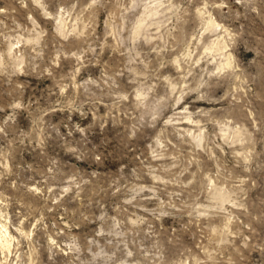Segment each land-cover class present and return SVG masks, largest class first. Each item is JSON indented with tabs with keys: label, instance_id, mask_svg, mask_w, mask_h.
<instances>
[{
	"label": "rangeland",
	"instance_id": "374dc122",
	"mask_svg": "<svg viewBox=\"0 0 264 264\" xmlns=\"http://www.w3.org/2000/svg\"><path fill=\"white\" fill-rule=\"evenodd\" d=\"M5 231L0 264H264V0H0Z\"/></svg>",
	"mask_w": 264,
	"mask_h": 264
},
{
	"label": "bare ground",
	"instance_id": "6f19581e",
	"mask_svg": "<svg viewBox=\"0 0 264 264\" xmlns=\"http://www.w3.org/2000/svg\"><path fill=\"white\" fill-rule=\"evenodd\" d=\"M1 229H4V227H1ZM10 242H11V239L9 238L7 231L4 232L3 236L0 234V246L6 252L9 251Z\"/></svg>",
	"mask_w": 264,
	"mask_h": 264
}]
</instances>
